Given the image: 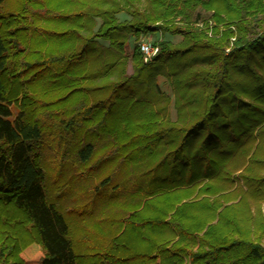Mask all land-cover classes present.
<instances>
[{
  "label": "trees",
  "instance_id": "obj_1",
  "mask_svg": "<svg viewBox=\"0 0 264 264\" xmlns=\"http://www.w3.org/2000/svg\"><path fill=\"white\" fill-rule=\"evenodd\" d=\"M157 31L182 40L127 55ZM253 55L264 0H0V264H264V217H239L264 200V113L241 133L216 112Z\"/></svg>",
  "mask_w": 264,
  "mask_h": 264
},
{
  "label": "rangeland",
  "instance_id": "obj_2",
  "mask_svg": "<svg viewBox=\"0 0 264 264\" xmlns=\"http://www.w3.org/2000/svg\"><path fill=\"white\" fill-rule=\"evenodd\" d=\"M117 18L119 19V21H123L125 19H128V16L124 14H119ZM247 20L250 21V17H248ZM97 22L99 21L97 20ZM205 23L206 24L199 23L193 25V27L199 30L203 35H205L208 40H219L222 38L224 33H226L227 31L231 32V35L227 38L224 45V55H229L231 52L238 49V46L236 44L237 30L234 26L225 27L221 24L216 26L215 22L212 19L210 21H205ZM214 26H216L217 30H214ZM255 32H257L256 28ZM249 36L255 37V34L247 35L248 38ZM159 40L170 41L173 45H175L182 40V37L180 35L170 36L168 34H160V32L158 31L156 33L141 35L136 40L131 37L129 39V48H127V55H129L130 57V55L132 54V47L134 44H137V46L140 43H150L151 45H155V43H157ZM252 57L253 58L248 59L247 61L248 67H246L244 70L245 74H243V65L241 68L232 67L233 70L230 73L228 85L225 88L224 92L221 94V98H219L220 107L216 109V112H218V114H222L223 112L226 113L230 120V124L225 127V130H227L229 126H236L239 130H241V133H243V111L248 116V113L251 108H253V115L250 117L248 116V118L252 120H257L263 117L264 57L259 58L254 55ZM238 62L243 64V58L239 59ZM194 66L195 68H199L202 65L197 63ZM130 67L131 61L129 59L127 64L128 74L131 73ZM157 85L160 91L165 95H168V97L170 98L168 114L170 115L172 120H175V112L173 109V94L171 92V86L169 84V81L165 77L158 76ZM159 104H162V102H159ZM256 172L258 175H264V166L259 167ZM238 187L243 190L245 189V185L242 178L238 180ZM238 196H235L234 200H232L230 203L233 204L237 202L239 200ZM246 199L247 200L245 202L249 205V211L245 210V206L243 207V210L239 213V217L243 221V226H245L246 224L245 221L248 220L246 217L247 213H249L254 218V220H256V222L260 218L264 217V200L261 199L255 201L250 197H247ZM238 207H241V205H239ZM261 243L264 246L263 237L261 239ZM32 257L34 256H31L30 258ZM23 259L27 261L26 257H23ZM30 264L33 263L31 262Z\"/></svg>",
  "mask_w": 264,
  "mask_h": 264
},
{
  "label": "built area",
  "instance_id": "obj_3",
  "mask_svg": "<svg viewBox=\"0 0 264 264\" xmlns=\"http://www.w3.org/2000/svg\"><path fill=\"white\" fill-rule=\"evenodd\" d=\"M138 48L142 55V60L144 61V63L150 61L152 57H154L158 52V47L155 45H151L150 43L149 44L140 43L138 44Z\"/></svg>",
  "mask_w": 264,
  "mask_h": 264
}]
</instances>
